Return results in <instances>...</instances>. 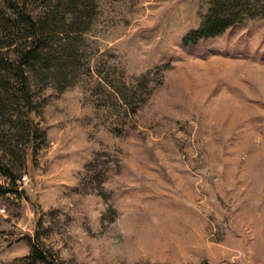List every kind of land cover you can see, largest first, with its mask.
<instances>
[{"label": "rangeland", "instance_id": "1", "mask_svg": "<svg viewBox=\"0 0 264 264\" xmlns=\"http://www.w3.org/2000/svg\"><path fill=\"white\" fill-rule=\"evenodd\" d=\"M89 1L72 68L31 82L32 144L0 116L27 176L0 264H264V18L185 43L209 0Z\"/></svg>", "mask_w": 264, "mask_h": 264}, {"label": "trees", "instance_id": "2", "mask_svg": "<svg viewBox=\"0 0 264 264\" xmlns=\"http://www.w3.org/2000/svg\"><path fill=\"white\" fill-rule=\"evenodd\" d=\"M91 5L89 0H0V35L13 53L9 59L0 53V116L28 144L40 132L30 118L31 82L72 68L76 51L70 37L84 31ZM245 17L264 18V0H209L199 27L184 42L214 37ZM0 175L9 179L7 186L0 185V196H20L23 189H17L16 180L21 175L1 158ZM28 258L34 262L43 255L32 245Z\"/></svg>", "mask_w": 264, "mask_h": 264}, {"label": "built area", "instance_id": "3", "mask_svg": "<svg viewBox=\"0 0 264 264\" xmlns=\"http://www.w3.org/2000/svg\"><path fill=\"white\" fill-rule=\"evenodd\" d=\"M27 181V176L26 175H22L20 176V178L18 180H16V186L18 190H21L22 188V184L26 183ZM9 182V179H7L6 177L0 175V185L1 186H7ZM10 195V194H7Z\"/></svg>", "mask_w": 264, "mask_h": 264}]
</instances>
